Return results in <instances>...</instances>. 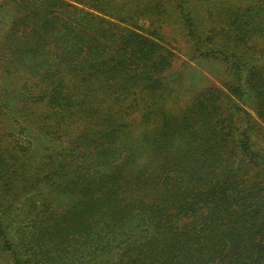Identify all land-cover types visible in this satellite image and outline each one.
Returning a JSON list of instances; mask_svg holds the SVG:
<instances>
[{"label":"trees","instance_id":"16d2710c","mask_svg":"<svg viewBox=\"0 0 264 264\" xmlns=\"http://www.w3.org/2000/svg\"><path fill=\"white\" fill-rule=\"evenodd\" d=\"M0 81L8 264H264V0H0Z\"/></svg>","mask_w":264,"mask_h":264},{"label":"rangeland","instance_id":"374dc122","mask_svg":"<svg viewBox=\"0 0 264 264\" xmlns=\"http://www.w3.org/2000/svg\"><path fill=\"white\" fill-rule=\"evenodd\" d=\"M140 29H148L149 25L147 21H142L139 23ZM158 35L161 37L165 45L171 48L178 57L177 64L179 65L182 62H187V52L188 47L185 44L184 40L182 39V32L180 31L177 25H167L163 27L161 30L158 31ZM1 84V81H0ZM249 111V110H248ZM9 132L0 134V138L4 135L3 139H0V144H5L4 142L9 143L11 138L6 137L8 136ZM14 135V134H13ZM4 141V142H3ZM0 264H8L4 258H0Z\"/></svg>","mask_w":264,"mask_h":264}]
</instances>
